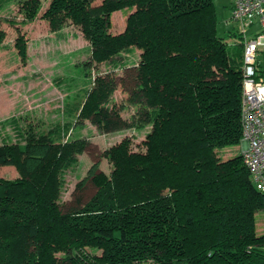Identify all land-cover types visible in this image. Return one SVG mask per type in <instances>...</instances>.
<instances>
[{
    "label": "trees",
    "instance_id": "trees-1",
    "mask_svg": "<svg viewBox=\"0 0 264 264\" xmlns=\"http://www.w3.org/2000/svg\"><path fill=\"white\" fill-rule=\"evenodd\" d=\"M93 3L50 0L39 18L53 33L65 21L79 29L87 69L107 62L124 70L121 53L138 50L127 98L134 113L120 115L111 99L117 83L100 76L63 117L89 120L103 134L149 126L144 150L126 140L105 151L111 173L92 164L76 189L90 183L95 194L64 211L57 176L88 143L64 141L68 127L56 124L29 130L22 144H0V166L19 173L0 178V264H264L255 217L264 221V194L242 154L223 151L241 145V41L229 48L217 36L212 0ZM12 6L22 25L41 10L40 0H0V16ZM120 9L130 12L125 28L111 34L110 15ZM254 73L264 80L256 65Z\"/></svg>",
    "mask_w": 264,
    "mask_h": 264
},
{
    "label": "rangeland",
    "instance_id": "rangeland-1",
    "mask_svg": "<svg viewBox=\"0 0 264 264\" xmlns=\"http://www.w3.org/2000/svg\"><path fill=\"white\" fill-rule=\"evenodd\" d=\"M102 0H94L98 5ZM50 0H40L38 17L26 25L20 24L22 17L14 6L0 16V30L4 33L0 43V144H22L26 133L47 131L56 124L66 125L68 133L64 141L84 140L88 143L82 153L74 155V161L57 176L60 182L59 203L63 210L76 209L86 203L96 192L90 183L81 190L76 185L94 163L106 174L112 171V164L103 158V153L124 141H129V149L143 151L142 142L150 127L122 129L103 134L89 121L74 115H66L65 107L79 105L84 101V93L93 86L97 77H113L116 88L111 99L123 106L120 115L129 119L134 106L127 103L129 91L133 88L131 76L138 61V50L121 53V63L129 68H114L107 62L94 63L87 69L82 64L88 61L87 39L79 29L65 21L56 32H50L40 15ZM217 20L216 33L223 38L229 48L236 47L237 36H230L228 28L236 27L226 22L230 17V0H212ZM128 10L120 9L110 15V33L119 34L125 28ZM13 21V22H9ZM11 23L15 25H11ZM19 37V38H18ZM22 40L23 52L19 53L16 43ZM129 72H127V71ZM129 89V90H128ZM128 90V91H127ZM225 153L242 152L241 145L226 148ZM229 152V153H228ZM226 155L223 153L220 156ZM0 178L16 180L19 173L14 166H0ZM257 234L264 231L263 216L256 213Z\"/></svg>",
    "mask_w": 264,
    "mask_h": 264
},
{
    "label": "built area",
    "instance_id": "built-area-1",
    "mask_svg": "<svg viewBox=\"0 0 264 264\" xmlns=\"http://www.w3.org/2000/svg\"><path fill=\"white\" fill-rule=\"evenodd\" d=\"M230 20L243 45V82L240 105L241 144L245 164L255 189L264 194V80L256 79L255 55L264 35L249 38L248 31L256 22L264 30V0H230Z\"/></svg>",
    "mask_w": 264,
    "mask_h": 264
},
{
    "label": "crops",
    "instance_id": "crops-1",
    "mask_svg": "<svg viewBox=\"0 0 264 264\" xmlns=\"http://www.w3.org/2000/svg\"><path fill=\"white\" fill-rule=\"evenodd\" d=\"M230 16H231V12H230ZM226 23L228 25L232 24L230 17ZM228 29H229L228 33L230 34V36H233L230 32V31H234L233 27L231 29L230 28ZM258 34L264 35V30H262L259 24L255 22L248 31V37L252 38ZM255 65L261 72L264 73V41H263V44L259 46L257 49L256 55H255Z\"/></svg>",
    "mask_w": 264,
    "mask_h": 264
},
{
    "label": "water",
    "instance_id": "water-1",
    "mask_svg": "<svg viewBox=\"0 0 264 264\" xmlns=\"http://www.w3.org/2000/svg\"><path fill=\"white\" fill-rule=\"evenodd\" d=\"M241 147H242V149L244 148V145L243 144H241Z\"/></svg>",
    "mask_w": 264,
    "mask_h": 264
}]
</instances>
